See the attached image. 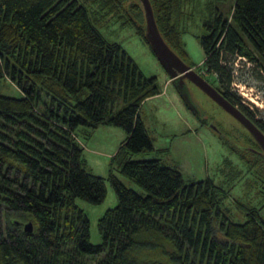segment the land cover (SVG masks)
I'll return each mask as SVG.
<instances>
[{
  "label": "trees",
  "instance_id": "trees-1",
  "mask_svg": "<svg viewBox=\"0 0 264 264\" xmlns=\"http://www.w3.org/2000/svg\"><path fill=\"white\" fill-rule=\"evenodd\" d=\"M150 1L162 36L185 54L172 21L180 0ZM225 1L215 0L202 21V63L264 132V115L256 117L233 85L241 58L264 66V0H232L227 13L218 5ZM97 2L119 12L121 0ZM122 22L146 40L144 26L129 17ZM5 77L20 93L0 89V264H264L259 207L240 203L244 214L235 219L224 208L227 191L211 178L186 182L176 166L135 156L153 148L139 111L159 93L157 77L103 36L85 3L0 0V80ZM102 123L127 133L105 175L86 167L78 132ZM106 181L117 203L97 219L101 239L92 242L76 197L101 202ZM28 220L31 231L24 230Z\"/></svg>",
  "mask_w": 264,
  "mask_h": 264
},
{
  "label": "rangeland",
  "instance_id": "rangeland-1",
  "mask_svg": "<svg viewBox=\"0 0 264 264\" xmlns=\"http://www.w3.org/2000/svg\"><path fill=\"white\" fill-rule=\"evenodd\" d=\"M80 1L97 17L99 30L105 38L120 43L145 75L157 77L156 84L160 93L143 100L139 111L152 139L153 148L138 152L135 156L158 157L161 161L176 166L186 182L211 178L227 191L224 208L235 219L243 217L244 210L241 206L244 203L259 207L264 217V159L261 157L263 153L260 146L234 116L188 79L191 96L200 114L186 104L135 25L122 22L129 17L144 26V10L140 0H121L117 5V13L101 8L97 0ZM213 2L215 0H180V7L173 12L172 21L180 31L185 54L180 53L181 47L173 49L218 87L214 75L208 74L203 66V51L198 41L202 21L211 16ZM231 2L232 0H227L218 5L227 13ZM236 67L237 85L240 87L234 88L259 118L264 115V66L259 61L241 58ZM0 89L10 95L20 93L18 86L7 77L0 80ZM126 134L123 127L104 123L88 137L81 135L86 167L94 173L105 175L109 155L116 151ZM117 174L125 184L142 190L134 181L121 173ZM76 202L88 215L90 240L100 241L97 219L106 208L117 203V195L109 181H106V196L101 202L93 204L79 197H76Z\"/></svg>",
  "mask_w": 264,
  "mask_h": 264
},
{
  "label": "water",
  "instance_id": "water-1",
  "mask_svg": "<svg viewBox=\"0 0 264 264\" xmlns=\"http://www.w3.org/2000/svg\"><path fill=\"white\" fill-rule=\"evenodd\" d=\"M144 10V36L161 62L166 73L169 75L173 84L179 90L183 100L189 107H192L197 114L200 113L196 103L194 102L187 79L202 89L209 97L222 106L228 113L234 116L253 136L257 144L260 146L264 155V132L259 126L247 116L237 105L228 100L224 94L209 82L203 75L196 71L188 64L164 39L162 36L153 12L150 0H140ZM33 223L28 220L24 223V230L31 231ZM164 264H172L165 261Z\"/></svg>",
  "mask_w": 264,
  "mask_h": 264
},
{
  "label": "crops",
  "instance_id": "crops-1",
  "mask_svg": "<svg viewBox=\"0 0 264 264\" xmlns=\"http://www.w3.org/2000/svg\"><path fill=\"white\" fill-rule=\"evenodd\" d=\"M159 90H160V88H159ZM160 91H161V90H160ZM160 91H159V93H160ZM159 93H157V94H159ZM157 94H155V95H157ZM155 95H152V96H155ZM152 96H148V97H152ZM148 97H146V98H148ZM146 98H145V99H146ZM145 99H144V100H145ZM102 124H104V123H102ZM100 125H101V124H100ZM98 126H99V125H98ZM98 126H96V127H94V128H91V129H90V128H87V127H80V128L78 129V132H79L80 135H82V136L84 135V136L88 137V136L90 135V133L93 132ZM82 136H81V138H82ZM82 139H83V138H82ZM123 139H124V138H123ZM123 139H122V141H123ZM122 141H121V142H122ZM82 142H83V141H82ZM121 142H120V143H121ZM120 143H119V145H120ZM83 144H84V143H83ZM118 147H119V146H118ZM118 147H117V148H118ZM116 150H117V149H116ZM114 151H115V150H114ZM114 151H113V153H111V154L109 155V158L114 154ZM107 154H108V153H107ZM108 161H109V159H108Z\"/></svg>",
  "mask_w": 264,
  "mask_h": 264
},
{
  "label": "built area",
  "instance_id": "built-area-1",
  "mask_svg": "<svg viewBox=\"0 0 264 264\" xmlns=\"http://www.w3.org/2000/svg\"><path fill=\"white\" fill-rule=\"evenodd\" d=\"M237 84H238L237 81H234V82H233L234 87H236V88L238 89V88L240 87V85L238 86ZM237 86H238V87H237ZM239 91H240V90H239ZM243 93H244V95L246 94L245 92H243Z\"/></svg>",
  "mask_w": 264,
  "mask_h": 264
},
{
  "label": "flooded vegetation",
  "instance_id": "flooded-vegetation-1",
  "mask_svg": "<svg viewBox=\"0 0 264 264\" xmlns=\"http://www.w3.org/2000/svg\"><path fill=\"white\" fill-rule=\"evenodd\" d=\"M188 81V80H187ZM180 94V93H179ZM200 114V113H199Z\"/></svg>",
  "mask_w": 264,
  "mask_h": 264
}]
</instances>
